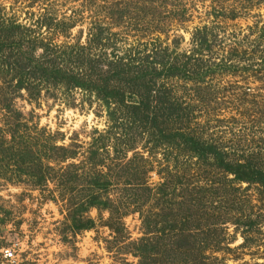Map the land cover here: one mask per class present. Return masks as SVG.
I'll return each mask as SVG.
<instances>
[{
	"label": "rangeland",
	"instance_id": "obj_1",
	"mask_svg": "<svg viewBox=\"0 0 264 264\" xmlns=\"http://www.w3.org/2000/svg\"><path fill=\"white\" fill-rule=\"evenodd\" d=\"M21 34L22 55L0 50V264H264L262 186L140 123V90L125 105L31 79L28 93L6 69L39 41L93 59L187 60L207 73L160 82L183 111L159 129L264 171V0H0V43ZM226 59L237 69L211 66ZM91 194L105 205L88 208Z\"/></svg>",
	"mask_w": 264,
	"mask_h": 264
},
{
	"label": "trees",
	"instance_id": "obj_2",
	"mask_svg": "<svg viewBox=\"0 0 264 264\" xmlns=\"http://www.w3.org/2000/svg\"><path fill=\"white\" fill-rule=\"evenodd\" d=\"M97 30V34L91 36L92 40H89L93 46H99L101 30ZM24 31L30 33V30L24 29ZM28 37L25 34H21L17 41L13 42V39H10L2 42L0 43V50L6 47L9 49L15 47L20 50V55H22L21 51L24 42H31ZM197 47L198 51H201V49L209 50L211 44L206 39L201 38L198 41ZM79 48L80 50L82 49V47ZM35 50L40 51L38 56H33ZM155 51L153 50V53ZM81 54H77L71 48L69 51H66L65 49L54 48V46L50 47L49 44L39 41L37 47L31 48L29 56L26 58L20 56L22 58L18 61L17 65L12 63L5 66L8 70L7 72H13L18 77L15 89H24L27 92L29 88L27 87L26 80L31 79L37 82L43 81L52 85H58L62 90L78 89L84 92H92L105 104L118 103L125 105V99H130L140 90L137 94L139 97L137 104L130 107L133 117H136L137 113H142L141 118H139L140 123H144L149 128L157 130L158 135L168 142L174 143V141H177L181 143L201 161L210 157L214 160L216 166L220 167L225 173L232 175L235 180L240 182L255 181L264 189V171L252 168L245 163L226 162L224 161L223 153L216 150L214 146L199 142L182 130L175 129L171 130L168 134H163V130L159 129V124H170L167 121L175 117L179 118L177 113H180V111L182 113L183 111L179 103L168 96L167 89L160 82L176 76L186 80L198 81L202 80V76L206 75L207 72L199 75L196 73L197 71L192 69L188 71L186 68L187 60L179 63L176 60L169 62L167 58L164 60V56H159V53L157 54V59L162 58L161 60H155L156 58L152 60L148 55L141 58L136 56L138 62L134 59L135 55L133 54H128L126 58H120L115 56V54L111 56L105 55V58L101 56L99 59L98 57L93 59L92 55L83 56ZM185 58L190 60L192 56ZM223 60L214 62V65H209L214 66V69H223V71L232 68L237 69L235 65L228 62L229 59ZM261 63L264 64V59ZM73 65L76 68H73ZM211 66L207 68L208 73L213 70ZM103 68L104 70H102ZM92 76L96 80H93ZM115 83H122V90L115 86ZM132 87H135L136 90L131 89ZM157 108L158 111L154 112ZM160 118L163 120L158 122ZM57 149L63 150L62 147ZM37 179H41V176L37 177ZM91 186L95 189H104L107 188V183H100L96 179L91 182ZM102 205L104 206L105 203L98 201L97 197L91 194L86 206L90 208ZM90 225L89 220L83 223L76 221L75 229L88 230Z\"/></svg>",
	"mask_w": 264,
	"mask_h": 264
},
{
	"label": "built area",
	"instance_id": "obj_3",
	"mask_svg": "<svg viewBox=\"0 0 264 264\" xmlns=\"http://www.w3.org/2000/svg\"><path fill=\"white\" fill-rule=\"evenodd\" d=\"M11 253L8 250H3V257L10 258Z\"/></svg>",
	"mask_w": 264,
	"mask_h": 264
}]
</instances>
